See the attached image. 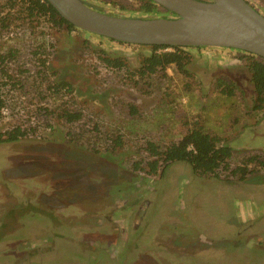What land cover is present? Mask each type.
<instances>
[{
    "label": "rangeland",
    "instance_id": "obj_1",
    "mask_svg": "<svg viewBox=\"0 0 264 264\" xmlns=\"http://www.w3.org/2000/svg\"><path fill=\"white\" fill-rule=\"evenodd\" d=\"M85 1L108 14L141 17L138 0ZM247 1L264 16V0ZM30 30L24 25L22 36L0 38V52L44 44L49 71L73 84L76 106L124 143L96 153L69 142L61 120L37 115L30 88L9 91L16 109L0 115V133L17 124L35 132L0 143V226H8L0 264H264V171L240 181L227 173L201 177L184 163L157 174L134 166L151 160L148 141L165 147L196 121L229 138L232 166L250 153L264 154V104L254 108L243 54L203 48L187 67L190 77L171 65L128 80L105 67L99 51L124 56L136 69L149 47L46 24ZM219 79L232 84V96L216 87ZM47 103L63 104L58 97ZM130 104L139 111L135 117Z\"/></svg>",
    "mask_w": 264,
    "mask_h": 264
},
{
    "label": "trees",
    "instance_id": "obj_2",
    "mask_svg": "<svg viewBox=\"0 0 264 264\" xmlns=\"http://www.w3.org/2000/svg\"><path fill=\"white\" fill-rule=\"evenodd\" d=\"M138 1L141 2L138 11L142 17L174 15L167 11L165 13L160 11V6L152 0ZM6 7H17L19 20L24 22L28 19L33 25V34L35 28L42 25L43 22L48 23V27H52L57 31L67 30L71 32L79 30L72 23L65 20L47 0H5L4 4H0V12ZM12 23L13 21L10 18L0 17L1 36L5 30L10 28ZM92 36L103 38L96 35ZM25 44L0 52V115L2 114V108L7 107L12 111L16 109L15 105L9 102L11 100L8 96L9 91L14 90V92L19 93V90H21L27 92V88H30L32 95L27 96V98H30L32 102L33 99L37 100V115L44 114V117H54L58 118L59 121L61 120L64 123L63 126L68 129L67 140L69 142L85 146L96 153H100L103 149L113 152L117 147H122L124 143L123 136L106 134V131L102 129L103 125L93 116H88L86 107L76 106L74 103L75 89L73 84L68 80H59L57 78L58 72L51 73L49 71L50 58L46 46L37 43L26 47ZM141 46L149 47V50L142 56L141 65L136 69H133L126 58L121 55L112 56L101 50L98 53V58L109 70L124 72L128 80L137 76L145 78L156 73H164L171 65H176L180 73L190 77L187 67L194 62V53L203 49L166 45ZM239 52L243 54L242 59L254 86L256 97L254 108L260 110L264 104V59L252 53ZM32 67L36 70L33 71ZM225 82L227 81L219 79L215 85L222 93L232 96L234 88L232 84H225ZM223 85H225L224 88H222ZM49 97L52 99L58 97L63 104L53 109L47 103ZM65 98L68 99L65 101ZM127 107L130 109L129 112L132 116L135 117L139 114L135 105L130 104ZM31 116H29V119ZM199 123L196 121L193 123V127H186L182 137L172 141L165 147L155 141H148L145 150L151 160L147 161L145 167H142L143 161L135 162V169H145L150 174H157L160 169L164 171L172 164L184 163L201 177L221 178L222 174L227 173L228 179L232 177L240 181L245 180L250 175L264 171V154L262 153H250L243 156L239 164L232 166L234 146L229 138L207 133ZM34 132L35 129L32 127L28 128L17 124L4 134L0 133V143L14 142L34 134ZM25 211L27 210H21L23 213ZM7 228L6 223L0 226V242L6 235Z\"/></svg>",
    "mask_w": 264,
    "mask_h": 264
},
{
    "label": "water",
    "instance_id": "obj_3",
    "mask_svg": "<svg viewBox=\"0 0 264 264\" xmlns=\"http://www.w3.org/2000/svg\"><path fill=\"white\" fill-rule=\"evenodd\" d=\"M86 33L134 45L232 49L264 59V16L247 0H152L174 15L117 16L85 0H47Z\"/></svg>",
    "mask_w": 264,
    "mask_h": 264
},
{
    "label": "built area",
    "instance_id": "obj_4",
    "mask_svg": "<svg viewBox=\"0 0 264 264\" xmlns=\"http://www.w3.org/2000/svg\"><path fill=\"white\" fill-rule=\"evenodd\" d=\"M5 3V0H0V4H4ZM8 15H10V16H8ZM0 17L1 18H6V17H8V18H10L11 19V21H13V23L11 24V26H10V28L9 29H7V30H5L4 31V33H3V35L0 37V38H10V37H14L16 34H19V36H22V31H21V29H24V25H29V27H30V31H31V33H32V26L33 25H31V22L28 20V19H26L24 22H22L21 20H19V13H18V9H17V7H13V8H11V7H6V9H4L2 12H0ZM43 24H46L47 26H48V23H44L43 22ZM49 29H50V27H49ZM49 54H50V52H49ZM48 54V55H49ZM50 58V57H49ZM12 110L11 109H9V108H2V117L3 116H6L8 113L10 114V113H12L11 112Z\"/></svg>",
    "mask_w": 264,
    "mask_h": 264
}]
</instances>
